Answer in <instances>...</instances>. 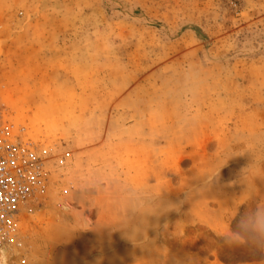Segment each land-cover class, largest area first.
I'll list each match as a JSON object with an SVG mask.
<instances>
[{
    "label": "rangeland",
    "instance_id": "1",
    "mask_svg": "<svg viewBox=\"0 0 264 264\" xmlns=\"http://www.w3.org/2000/svg\"><path fill=\"white\" fill-rule=\"evenodd\" d=\"M0 127L9 264H264V0H0Z\"/></svg>",
    "mask_w": 264,
    "mask_h": 264
},
{
    "label": "built area",
    "instance_id": "2",
    "mask_svg": "<svg viewBox=\"0 0 264 264\" xmlns=\"http://www.w3.org/2000/svg\"><path fill=\"white\" fill-rule=\"evenodd\" d=\"M6 136L0 127V245L9 239L18 207L44 182L42 161L35 151Z\"/></svg>",
    "mask_w": 264,
    "mask_h": 264
},
{
    "label": "bare ground",
    "instance_id": "3",
    "mask_svg": "<svg viewBox=\"0 0 264 264\" xmlns=\"http://www.w3.org/2000/svg\"><path fill=\"white\" fill-rule=\"evenodd\" d=\"M62 208L68 210V205L63 204ZM0 264H9L7 257V247L4 244L0 245Z\"/></svg>",
    "mask_w": 264,
    "mask_h": 264
},
{
    "label": "clouds",
    "instance_id": "4",
    "mask_svg": "<svg viewBox=\"0 0 264 264\" xmlns=\"http://www.w3.org/2000/svg\"><path fill=\"white\" fill-rule=\"evenodd\" d=\"M259 218L262 222H264V213H261Z\"/></svg>",
    "mask_w": 264,
    "mask_h": 264
}]
</instances>
